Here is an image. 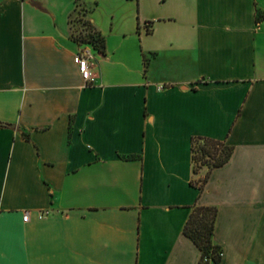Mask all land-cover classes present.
I'll list each match as a JSON object with an SVG mask.
<instances>
[{
    "label": "crops",
    "instance_id": "0c3cea01",
    "mask_svg": "<svg viewBox=\"0 0 264 264\" xmlns=\"http://www.w3.org/2000/svg\"><path fill=\"white\" fill-rule=\"evenodd\" d=\"M83 3L87 82L78 0H0V264H199L195 206L217 264H264V0ZM198 136L229 159L195 172Z\"/></svg>",
    "mask_w": 264,
    "mask_h": 264
},
{
    "label": "trees",
    "instance_id": "16d2710c",
    "mask_svg": "<svg viewBox=\"0 0 264 264\" xmlns=\"http://www.w3.org/2000/svg\"><path fill=\"white\" fill-rule=\"evenodd\" d=\"M75 22L76 20H73L74 26ZM83 22L86 24V30L78 29V31L75 32L73 30L72 37L79 44L89 43L95 50L103 52L104 39L102 35L93 28L92 24L87 19H84ZM196 141H203L205 145L204 149L202 148L203 154L199 158L205 160L201 162L200 166H195L194 147ZM232 150L233 147L224 141L203 136L194 137L192 139V159L194 171L196 172L201 166H206L208 170L213 167L221 166L229 159ZM206 176L201 180V185L205 182ZM216 212L217 210L214 206H195L183 228L185 235L190 237L201 251V260L199 264H208L209 259L214 264L219 262L220 256L215 254V252L217 253L219 249L211 242ZM204 259L206 262L203 261Z\"/></svg>",
    "mask_w": 264,
    "mask_h": 264
},
{
    "label": "rangeland",
    "instance_id": "374dc122",
    "mask_svg": "<svg viewBox=\"0 0 264 264\" xmlns=\"http://www.w3.org/2000/svg\"><path fill=\"white\" fill-rule=\"evenodd\" d=\"M89 8L90 7H86L84 5L83 0H78L77 11L72 16V20H76V22L74 23L75 24V27H74L75 29H73L74 32L78 31V29L86 30V24L83 21L85 19L84 14L87 12V10ZM105 13H106L105 6H102V9H100V11L98 12L99 17L104 19L105 15H106ZM96 52L98 53L99 51H95V53ZM204 146L205 145H204L203 141H196L195 142V147H194V150H195V166H200L201 162H203L205 160V159H199L203 154L202 148L204 149ZM211 254H214V253H211ZM215 254H217V253L215 252ZM203 261H205V259Z\"/></svg>",
    "mask_w": 264,
    "mask_h": 264
},
{
    "label": "built area",
    "instance_id": "2783aa9c",
    "mask_svg": "<svg viewBox=\"0 0 264 264\" xmlns=\"http://www.w3.org/2000/svg\"><path fill=\"white\" fill-rule=\"evenodd\" d=\"M87 45H91V44L80 43V46H83V47L78 52H76L73 56V62L76 64L81 74V77L83 78L85 82L89 81L92 78L91 65H92V60H93V54L91 50L85 47ZM27 219H28V214L25 212L23 215V220L26 221ZM217 254L218 256L221 255L220 250L217 251Z\"/></svg>",
    "mask_w": 264,
    "mask_h": 264
}]
</instances>
